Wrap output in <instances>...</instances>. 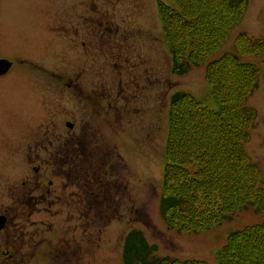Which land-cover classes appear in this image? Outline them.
I'll list each match as a JSON object with an SVG mask.
<instances>
[{
  "label": "rangeland",
  "instance_id": "374dc122",
  "mask_svg": "<svg viewBox=\"0 0 264 264\" xmlns=\"http://www.w3.org/2000/svg\"><path fill=\"white\" fill-rule=\"evenodd\" d=\"M157 2L0 0V58L13 62V67L0 76V180L1 175L17 177L14 167L23 162L35 129L47 123V113L56 112L54 120L59 126L65 116H70L66 113L67 101L57 96L50 85L52 81L58 83L64 68L76 70L78 57H83L68 38L62 37L73 31L75 20L71 14L88 12L100 18L101 26L107 21L114 29L126 27L133 31L134 39L130 37L127 47L114 45L115 57L110 59L113 64L105 61V52L100 49L94 59L103 88L113 85L133 93L139 85L128 110L122 112L121 125L103 130L124 159L128 207L106 227L99 264H122L123 238L131 228L140 229L149 244L157 245L158 256L212 262L230 231L259 219L253 211H241L229 221L194 234L169 229L160 214L170 96L183 90L205 105L214 104L203 67L183 76L171 72L172 60L163 38ZM245 11L243 20L214 56L232 50L238 34L264 39V0H249ZM245 59L256 64L260 73L258 87L247 101L256 110L257 118L244 149L264 171V52ZM135 77L138 84L133 83Z\"/></svg>",
  "mask_w": 264,
  "mask_h": 264
},
{
  "label": "trees",
  "instance_id": "16d2710c",
  "mask_svg": "<svg viewBox=\"0 0 264 264\" xmlns=\"http://www.w3.org/2000/svg\"><path fill=\"white\" fill-rule=\"evenodd\" d=\"M249 0H158L171 72L203 67L213 107L193 94H171L167 111L159 210L169 229L198 233L241 211L259 219L230 231L212 262L158 256L139 229L123 242L122 264H264V171L244 149L255 127L247 101L260 68L245 59L264 52V39L238 34L231 50L214 56L243 20Z\"/></svg>",
  "mask_w": 264,
  "mask_h": 264
},
{
  "label": "flooded vegetation",
  "instance_id": "af4514ba",
  "mask_svg": "<svg viewBox=\"0 0 264 264\" xmlns=\"http://www.w3.org/2000/svg\"><path fill=\"white\" fill-rule=\"evenodd\" d=\"M70 18L73 31L62 37L83 57L76 70L64 68L50 85L67 101L70 116L59 126L56 112L47 113L14 167L17 177L1 175L0 264H99L106 227L128 207L124 159L103 130L121 125L139 85L135 93L103 88L94 59L100 49L113 64L114 45L127 47L133 31L107 21L101 26L88 12Z\"/></svg>",
  "mask_w": 264,
  "mask_h": 264
},
{
  "label": "water",
  "instance_id": "95a60500",
  "mask_svg": "<svg viewBox=\"0 0 264 264\" xmlns=\"http://www.w3.org/2000/svg\"><path fill=\"white\" fill-rule=\"evenodd\" d=\"M12 65V61L7 58H0V76L4 75Z\"/></svg>",
  "mask_w": 264,
  "mask_h": 264
}]
</instances>
